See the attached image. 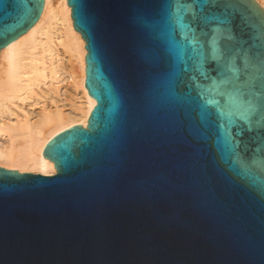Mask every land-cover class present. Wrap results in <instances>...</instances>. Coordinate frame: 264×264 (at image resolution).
Returning <instances> with one entry per match:
<instances>
[{"label": "water", "instance_id": "water-1", "mask_svg": "<svg viewBox=\"0 0 264 264\" xmlns=\"http://www.w3.org/2000/svg\"><path fill=\"white\" fill-rule=\"evenodd\" d=\"M44 1L0 0V51ZM67 3L96 106L46 145L55 175L0 167V264H264V130L239 106L264 80V9L220 0L230 24L190 42L160 0Z\"/></svg>", "mask_w": 264, "mask_h": 264}, {"label": "bare ground", "instance_id": "bare-ground-1", "mask_svg": "<svg viewBox=\"0 0 264 264\" xmlns=\"http://www.w3.org/2000/svg\"><path fill=\"white\" fill-rule=\"evenodd\" d=\"M264 9V0H256ZM67 0H45L32 27L0 51V167L55 175L43 155L59 133L87 127L86 42Z\"/></svg>", "mask_w": 264, "mask_h": 264}, {"label": "snow or ice", "instance_id": "snow-or-ice-1", "mask_svg": "<svg viewBox=\"0 0 264 264\" xmlns=\"http://www.w3.org/2000/svg\"><path fill=\"white\" fill-rule=\"evenodd\" d=\"M220 0H188L187 3L181 2L173 4L172 0H160L161 11L167 13L169 16H174L179 21H184L186 17L190 16L189 20V32L191 36L187 37L190 42H196L200 36L207 35L209 31V25L216 23L218 25L224 26L229 25L230 21L227 17L221 18L211 9L215 8L219 4ZM206 9L209 11L206 13ZM138 23L143 24L142 19L138 20ZM216 31V30H213ZM230 35H225L221 37L223 41H232L237 39L235 29H229ZM242 39V36H241ZM225 59L231 58V46L225 43L222 46ZM235 72L236 70L233 69ZM240 77L237 76V79ZM240 91V107L246 113H260L259 123L261 129L264 130V80L257 82H252L250 87L245 90ZM212 103H218L217 101H210ZM248 131H251V126L248 127ZM244 130L240 131V135H243ZM261 139H264V135H261Z\"/></svg>", "mask_w": 264, "mask_h": 264}]
</instances>
